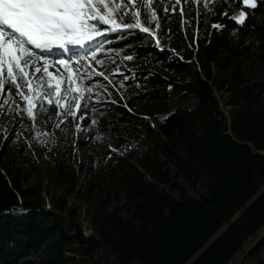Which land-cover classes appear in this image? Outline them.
Masks as SVG:
<instances>
[{
    "label": "trees",
    "instance_id": "16d2710c",
    "mask_svg": "<svg viewBox=\"0 0 264 264\" xmlns=\"http://www.w3.org/2000/svg\"><path fill=\"white\" fill-rule=\"evenodd\" d=\"M234 5L235 0H212L206 15L197 16L187 29L168 31L165 14L151 0L153 22H141L155 36L140 29L106 34L105 48L114 49L113 55L137 61L128 71L139 82L129 97L116 93L108 102H90L98 123L84 127L89 136L111 139L115 151L87 146L73 123L47 127L55 136H69L64 156L46 176L51 182L71 181L68 194L93 210L95 234L85 235L80 209L67 195L33 199V188L19 186L20 173H11L14 164L3 155L4 133L0 264H227L250 239L254 242L247 254L260 255L264 80L256 81L255 73L264 70V3L249 10L243 25L229 18ZM193 9L194 2L190 13ZM136 19L130 15L127 22ZM217 23L225 27L214 29L211 25ZM169 35L178 54L155 47L157 38L163 43ZM189 97L196 99L194 107L177 108L162 120L152 117L153 109ZM226 107L229 119L223 114ZM48 115L51 123L58 122L54 111ZM73 145L86 149L89 164L97 161L86 185L74 178L80 164ZM130 151L150 180L126 160ZM179 175L191 188L200 185L203 193L188 194ZM111 201L117 202L113 208ZM258 264H264L263 255Z\"/></svg>",
    "mask_w": 264,
    "mask_h": 264
},
{
    "label": "snow or ice",
    "instance_id": "6c2138e0",
    "mask_svg": "<svg viewBox=\"0 0 264 264\" xmlns=\"http://www.w3.org/2000/svg\"><path fill=\"white\" fill-rule=\"evenodd\" d=\"M258 3L264 0H235L229 18L243 25L249 10L255 9ZM126 5L127 0H0V89L9 90L10 94L14 90L20 101L14 110L31 122L38 142L44 143L42 137L53 135L35 131L41 126L47 129L51 124L60 129L63 123H73L77 134L83 131L85 124L95 127L98 123L94 115L96 106L90 103V93L97 87L105 94L109 91L97 78H103L108 85H111L110 76L115 73L128 79L118 65L107 74L92 67L104 63L99 54L115 51L105 48L107 33L140 29L145 34L156 35L139 18L128 23L133 14L125 11ZM227 14L226 11L224 15ZM224 27L219 23L213 25L214 29ZM156 46L160 47L158 38ZM50 57H59V60L52 59L50 63ZM65 82L66 86L62 87ZM95 100L96 104L103 102L99 94ZM52 111L58 118L56 123H51L48 115ZM61 117L63 120H59ZM20 123H24L23 119Z\"/></svg>",
    "mask_w": 264,
    "mask_h": 264
},
{
    "label": "rangeland",
    "instance_id": "374dc122",
    "mask_svg": "<svg viewBox=\"0 0 264 264\" xmlns=\"http://www.w3.org/2000/svg\"><path fill=\"white\" fill-rule=\"evenodd\" d=\"M211 1L212 0H156V3L158 8H160L165 14L164 19L166 20L165 22H167V30L174 31L178 29L185 30L191 25V22H194L197 16H205L207 13V6ZM120 2H124V0H120ZM193 2V13H190V8L192 7ZM125 11H130V13L133 14V17L139 18L140 20H150V22H153V20L150 19V15L153 13L151 10V0H127ZM137 13L138 16L135 15ZM213 25L214 24L211 26ZM159 45L160 47H157L155 43V47L160 51L162 48L165 50H172L173 54H178L173 50L174 48L170 44V35L165 38L163 43H159ZM35 51L39 52L41 50ZM101 55L102 56L99 58H101L104 63L102 65L93 64L92 67H94L97 71H105L107 74L111 73L113 68L118 65L121 67L123 73L128 76V79L124 80L120 73H115L110 76L111 85H108V82L104 81L103 78H97L108 87L109 91L105 94L102 88L97 87L95 91L90 93V96L92 97L90 102L96 103L95 98L97 94H99L102 98L103 102L101 103L114 99L116 93H126L129 97L132 94L130 93L132 91V87L139 86L137 76L128 71L137 64V61H135L134 58L131 60L125 59L127 56L123 55L117 54L115 56L113 53L108 55L101 53ZM52 59H56L58 62L59 57H50V63ZM49 70L53 71L55 74L54 69L50 68ZM61 71H63L62 68ZM255 80H264V70H259L255 73ZM63 86H66V82L65 85H62V87ZM0 96H2V99H0V105H2V107H0V149L2 147L4 133H6L7 144L3 155L14 164L11 173H20L19 176L22 180L20 181L19 186L24 189L33 188L29 189V191L32 192L31 197L33 199L40 196L42 200L51 201L59 196L67 195L68 201L76 203V206L80 209L81 220L85 226V235L90 236L95 234L91 226L90 218L93 210L87 208L86 205L77 199L73 194H68L67 189L69 188L71 181H62L58 183L54 181L51 182L46 176V173L53 168L55 161L64 156L63 146L67 142V136L69 135H50L42 137V139L45 140L44 143L38 142L34 138V131L32 130V127L27 126L24 123L21 124L20 121L24 118L14 110L16 105L20 103L19 98L12 93L10 94L7 89H0ZM195 105L196 99L194 97H189L187 100L182 102L169 101L164 107L161 106L153 109L151 114L152 117L155 116L156 118L162 120L167 113L177 108L189 109ZM222 110L225 117L229 119L230 108L226 107ZM144 117H149V115L145 114ZM35 131L48 132L42 126L36 128ZM81 133V137L84 138L85 144L92 149H114L111 139H103L96 136H91L92 138H89V128L87 127H84ZM70 141L72 140L70 139ZM73 148L71 149L76 157V161L80 164V169L76 170L74 178L77 179L79 185H86L87 181L94 176L93 172L98 167L97 161L95 160L93 164H89L88 159L86 158V149L77 146H74ZM133 155L134 151L128 152L125 156L126 160L133 162L136 169L145 175L141 167L139 165L137 166L135 163ZM66 156L65 151V157ZM0 168H2L1 165ZM169 168L170 174L175 175V168L172 165H170ZM145 180L150 179L145 175ZM178 180L191 196H198L203 193V188L200 185H197L195 188H191L188 184H186L180 175L178 176ZM115 205H117V202L111 201L110 207L113 208ZM122 214H124V212H122ZM262 230L264 231V228ZM253 242L254 239H250L244 247V251L235 255L227 264H258V257L260 255L264 256V250L261 251L259 256L247 254V250L251 247Z\"/></svg>",
    "mask_w": 264,
    "mask_h": 264
},
{
    "label": "bare ground",
    "instance_id": "6f19581e",
    "mask_svg": "<svg viewBox=\"0 0 264 264\" xmlns=\"http://www.w3.org/2000/svg\"><path fill=\"white\" fill-rule=\"evenodd\" d=\"M43 62L41 61L40 64H42Z\"/></svg>",
    "mask_w": 264,
    "mask_h": 264
}]
</instances>
